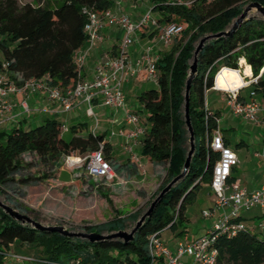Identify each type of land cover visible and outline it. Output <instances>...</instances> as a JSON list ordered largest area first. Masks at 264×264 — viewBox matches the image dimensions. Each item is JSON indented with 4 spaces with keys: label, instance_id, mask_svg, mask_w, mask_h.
I'll use <instances>...</instances> for the list:
<instances>
[{
    "label": "trees",
    "instance_id": "obj_1",
    "mask_svg": "<svg viewBox=\"0 0 264 264\" xmlns=\"http://www.w3.org/2000/svg\"><path fill=\"white\" fill-rule=\"evenodd\" d=\"M150 1L151 11L159 13L157 23L183 27L180 39L176 37L173 45L159 54L156 87L144 88L137 97L148 121L141 153L155 163L166 164L160 191L179 174L189 149L184 88L197 43L206 35L226 30L248 3L264 7V0H185L188 6L177 5L176 0ZM112 6L113 0H0V70L18 85L35 79L60 88L73 86L80 78L73 55L85 47L86 41L83 9L102 13ZM243 60L252 77H258L264 68V20L260 16L244 21L231 37L209 40L199 52L197 75L190 87L189 115L195 150L189 171L162 196L131 240L113 238L91 243L79 237L38 231L0 209V264H16L9 257L12 244L33 252L36 260L32 264H149V236H160L165 228L176 230L186 220V206L196 197L201 183L210 185L219 153L208 142L218 126L219 112L205 109V91L213 85L224 91L238 89L242 84L239 61ZM249 67L243 69L244 75L250 74ZM263 75L264 72L251 84L257 96H264ZM68 130L70 135L65 139L62 123L51 117L29 127L0 130V193L8 184L26 185L32 181L30 176H18L28 165L23 161L24 154L53 168L63 157L86 154L102 143L111 163L110 144L104 134L92 132L85 122L73 124ZM142 213L141 207L116 212L107 220L82 228L100 233L130 230ZM236 220L240 221L241 215ZM213 244L217 249L216 264H264V238L245 224L235 234L218 233Z\"/></svg>",
    "mask_w": 264,
    "mask_h": 264
},
{
    "label": "built area",
    "instance_id": "obj_2",
    "mask_svg": "<svg viewBox=\"0 0 264 264\" xmlns=\"http://www.w3.org/2000/svg\"><path fill=\"white\" fill-rule=\"evenodd\" d=\"M121 1L117 0L116 5L119 6ZM175 4L188 6L190 3L185 0H176ZM83 13L86 15V23L83 28L86 37L85 47L77 50L73 55L74 64L79 71H81L88 54L93 49L106 24L109 27L120 28L123 33L116 55L98 65L92 79L82 80L79 78L76 84L66 88L50 86L43 80L35 79L27 80L18 85L9 80L6 73L0 70V115L10 112L14 108V104L9 99L11 95L19 92L45 91L49 100L57 103L65 112L71 111L76 106V99L85 102L87 104L86 114L91 116L94 122L92 132H96L99 122L93 106L94 101L97 100L100 106L122 110L123 119L129 125L126 131L120 128L117 131H111L110 135L126 136L135 140L144 135L146 128L139 126L140 116L137 112L126 108L123 86L129 78L139 76L147 81L157 83L158 70L156 64L159 55L155 54L151 47H147L142 55L134 63H131L127 51L134 44L136 33L141 28L157 27L158 23L153 18L151 10H147L138 23L132 22L126 15L113 13L111 9L97 13L84 8ZM182 31L183 27L180 24L165 25L159 28L157 40L163 46H170ZM5 67L6 64H3L2 68ZM242 87L235 91H227L229 111L247 122H256L259 114L264 115V96H257L251 90L248 99H239V90ZM19 105L23 113L31 111L25 99ZM204 105L205 109H208L206 100ZM218 122L219 118H217V124ZM67 129L68 127L62 124V132ZM208 145L213 151L219 153V158L213 166L210 182L211 190L216 195V199L212 208L202 210V215L209 217L214 211H219V216L203 235L188 241H177L174 250L170 249L157 233L151 234L147 244L149 264H216L217 249L213 244L216 235L220 232L235 234L244 227L241 221L236 220L242 211L253 207L264 208V186L248 191L228 182L232 168L237 165L239 160L234 149L225 144L218 126L212 131ZM126 150L131 152L132 146L129 145ZM65 162L72 169L84 167L87 174L94 178H102L111 182L116 177L110 161L105 157L102 143L95 150L86 154L65 156ZM258 226L264 229L263 222H260ZM185 256L187 259L183 260ZM9 257L16 264H23L25 260H36L34 257L16 253H9Z\"/></svg>",
    "mask_w": 264,
    "mask_h": 264
},
{
    "label": "crops",
    "instance_id": "obj_3",
    "mask_svg": "<svg viewBox=\"0 0 264 264\" xmlns=\"http://www.w3.org/2000/svg\"><path fill=\"white\" fill-rule=\"evenodd\" d=\"M116 1L117 0H113V6L111 8L112 12L118 15H126L134 23H138L142 15L147 10L153 9V5L150 0H144L146 6L140 10H138V3L142 0H122L119 6L116 5ZM155 13L156 16H153V18L156 20L159 16V13ZM163 26L165 25L158 23L157 27H143L136 33L135 42L127 51V55L131 63H134L142 55V53L147 47H151L153 52L159 55L164 51L168 50L173 45L172 43L170 46H163L158 42V30ZM122 36L123 33L120 28L109 27L107 24L103 27L98 40L95 42L93 49L88 54L87 59L79 73L80 79H92L93 75L95 74L96 67L104 63L109 57H114L116 55V51L120 45ZM2 61V55L0 53V63H2ZM246 67L249 66L246 65L244 60L242 62L239 61L238 72L242 78H239L232 74L235 77L239 78L242 82L241 86L243 87L239 90V95L241 99H248V94L251 90V84L256 83L257 79L264 72L263 68L260 71L259 76L253 78L250 67V74L248 76L244 75L243 69ZM146 84L157 85V83L147 81L140 76L129 78V80L124 84L123 87L126 96V108L128 110L136 112L138 105H140L141 109H143L137 97L138 94L145 88ZM245 88H248L247 92H244ZM236 89L237 88L228 90L225 89L224 91L220 87L216 88L215 86L208 89L211 91L212 94L213 107L208 108L207 106V108L212 112H219L218 128L220 129L223 138L227 141L228 145L231 148H233L234 146L235 153L239 160L237 165L232 168L231 175L229 177L230 179H232V181L229 183L233 186L245 188L246 190L251 191L264 186V164L261 160L262 150H264V141L262 144L256 147L260 148V151L254 149L252 152L249 150L247 143L242 138L234 140V144L232 143V140L230 139L227 131L229 129L232 130L234 128L233 123L235 121L243 120L239 116L232 114L229 111L227 104V91H235ZM9 99L14 104V108L10 112H5L4 114L0 115V130H10L14 127H29L36 123L42 122L48 117L56 118L62 124H65L68 128L73 124L85 122L89 129H93L94 124L89 125L88 122L85 120V117L91 118V116H88L86 114L87 104L85 102L80 101L79 99L75 100L76 106L69 112L61 110L60 106L57 103H54L49 100L45 91L26 93L19 92L14 95H11ZM24 99L27 101L31 109V111L28 113H23L19 105V103ZM93 107L97 118L100 117L102 122L101 125L98 124L96 132L104 134L105 141L109 142L110 144L109 156L111 157V164L116 173V183L119 184L131 181L129 178L132 174L138 176L141 174L150 173V171L153 170L155 165H157L158 163H155L153 160H150L148 157L142 155L141 147L143 136L132 140L130 138H127L126 136L110 135L111 131H117L120 128L124 129L125 131L126 129H128L129 125L126 124L123 119V111L100 106L97 100L94 101ZM224 122L225 125L223 126L222 123ZM246 123H248L249 126L251 125L250 127H252L253 129H255L256 127H259V123L264 124V115L259 114V118L256 122L246 121ZM108 125L112 127V129L114 127V129L110 130L109 137H106V126ZM139 126L145 127L147 129L148 121L146 116L145 119L140 118ZM64 133H69V130L67 129L66 131H64ZM129 145L132 146L131 152L126 150ZM60 171H58V177L60 176ZM71 171L73 170L71 169ZM60 182L65 183L63 181ZM210 191L212 192V195L209 200L212 206L216 199V195L211 190V187ZM211 206L209 208H212ZM219 213V211L213 212L209 220L210 225L202 226L205 229L204 232H206L207 229L216 220V218L219 216ZM240 215V221L242 223L250 227L256 233H259L261 236H263L264 229H261L258 224L260 222L264 223V208L258 207L257 211L252 215H246L245 213L242 214V212ZM162 232L163 230L161 231V233ZM179 240H182V238H180L179 232H176V230H171L170 235L167 237V239L164 240V242L170 249L174 250L176 243Z\"/></svg>",
    "mask_w": 264,
    "mask_h": 264
},
{
    "label": "rangeland",
    "instance_id": "obj_4",
    "mask_svg": "<svg viewBox=\"0 0 264 264\" xmlns=\"http://www.w3.org/2000/svg\"><path fill=\"white\" fill-rule=\"evenodd\" d=\"M19 1L20 3H27L32 0ZM145 6V1H140L138 10L143 9ZM155 14L153 12L152 16L155 17ZM252 16L259 15L254 12ZM178 39H180V36L176 40ZM154 87H156L154 84H146L145 86V88ZM247 91L248 88H245L244 92ZM212 99L211 91H206L205 100L208 108L213 107ZM136 112L140 118L145 119L146 111L141 109L140 105H138ZM85 120L89 125L94 124L92 117H85ZM98 122L101 125L100 117H98ZM222 125L224 126L225 122ZM233 125L232 130L227 129L233 144L234 140L242 138L251 152L254 149H260L256 147L264 141V124L259 123V127L253 129L246 121L241 120L235 121ZM106 128L105 136L109 137V132L114 127L112 129L108 125ZM62 134L65 139L69 138L70 133H64L63 131ZM261 160L264 164V150H262ZM23 161L27 162L28 165L18 173V176H30L32 181L26 185H6L0 193V200L43 224H61L73 231H84L83 225L107 220L116 212L127 213L139 207L144 212L159 191V186L165 178L166 167L165 163L157 164L150 173L138 176L132 174L129 178L131 181L118 184L116 183L117 177L109 182L102 178L89 176L84 167L72 169L66 164L65 157L62 158L61 163H56L55 167L58 168L56 171L55 167L50 168L42 164L31 154H24ZM58 171H60L59 177L57 175ZM44 175L46 177H43ZM58 178L65 183L60 182ZM211 195L210 185L201 183L196 197L187 204L186 220L182 224H178L176 228V232H179L183 241L203 235L205 229L202 226L210 225L211 216L204 217L202 210L210 209L211 202L209 199ZM257 208L253 207L242 211V214L252 215L257 211ZM170 232L171 229H164L160 235L161 239H167ZM14 252L22 256H33V252L20 250L16 244H12L9 253ZM185 259H187L186 256L183 257V260ZM32 263L33 261L29 260L23 262V264Z\"/></svg>",
    "mask_w": 264,
    "mask_h": 264
},
{
    "label": "water",
    "instance_id": "obj_5",
    "mask_svg": "<svg viewBox=\"0 0 264 264\" xmlns=\"http://www.w3.org/2000/svg\"><path fill=\"white\" fill-rule=\"evenodd\" d=\"M257 13L264 20V7L257 2L248 3L242 10L241 14L230 24V26L221 32H218L213 35H206L197 43L195 50L193 52V59L189 67V72L187 75L185 88H184V121L185 126L188 131V143L189 149L183 163L182 169L174 176L167 184L160 189V191L156 194L153 200L150 202L148 208L138 217L135 221V224L130 230H116L110 233H100L97 231L85 232V231H73L69 230L67 227L61 224H43L25 213L20 212L16 208L11 205L5 203L0 200V209L4 211L5 214L9 215L13 220L20 222L21 224L30 225L32 228L43 231V232H56L66 237H79L83 239H87L89 242L94 243L101 240L119 238L124 241H129L133 238L137 229L143 224L144 220L149 217L154 210L158 201L162 198V196L167 193L170 188L175 185L179 180H181L189 171L191 165V159L195 150V139L193 127L191 125L190 115H189V102H190V87L193 79L197 75V56L199 52L202 50L204 44L212 39H218L221 37H231L240 27V25L250 19L253 13Z\"/></svg>",
    "mask_w": 264,
    "mask_h": 264
},
{
    "label": "bare ground",
    "instance_id": "obj_6",
    "mask_svg": "<svg viewBox=\"0 0 264 264\" xmlns=\"http://www.w3.org/2000/svg\"><path fill=\"white\" fill-rule=\"evenodd\" d=\"M73 160H76V159L73 158Z\"/></svg>",
    "mask_w": 264,
    "mask_h": 264
}]
</instances>
